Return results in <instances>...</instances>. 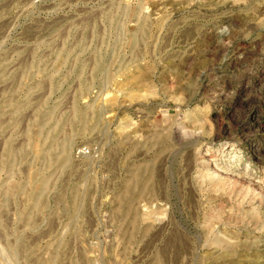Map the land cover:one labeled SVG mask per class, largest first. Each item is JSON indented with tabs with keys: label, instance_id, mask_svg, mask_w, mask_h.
Listing matches in <instances>:
<instances>
[{
	"label": "rangeland",
	"instance_id": "obj_1",
	"mask_svg": "<svg viewBox=\"0 0 264 264\" xmlns=\"http://www.w3.org/2000/svg\"><path fill=\"white\" fill-rule=\"evenodd\" d=\"M0 264H264V0H0Z\"/></svg>",
	"mask_w": 264,
	"mask_h": 264
},
{
	"label": "built area",
	"instance_id": "obj_2",
	"mask_svg": "<svg viewBox=\"0 0 264 264\" xmlns=\"http://www.w3.org/2000/svg\"><path fill=\"white\" fill-rule=\"evenodd\" d=\"M83 150H84V149L82 148V149L80 150V153H84L85 150H84V151H83Z\"/></svg>",
	"mask_w": 264,
	"mask_h": 264
}]
</instances>
